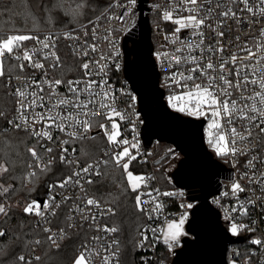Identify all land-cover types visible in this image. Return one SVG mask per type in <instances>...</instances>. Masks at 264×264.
Masks as SVG:
<instances>
[{
    "label": "snow or ice",
    "instance_id": "snow-or-ice-1",
    "mask_svg": "<svg viewBox=\"0 0 264 264\" xmlns=\"http://www.w3.org/2000/svg\"><path fill=\"white\" fill-rule=\"evenodd\" d=\"M137 0H127L126 4L119 5L125 11L122 15L115 17L122 24L126 25L127 31H131L135 26L134 9ZM241 4L242 8L239 12H247L251 17V23H260L264 21V0H226V3H220V0H169L166 9L161 11V19L171 23L175 27L172 29L170 37L165 36V39H170V42L175 45L171 51L156 53V57L161 61V65H166L165 71L169 73L166 84L168 87H176L182 89L181 92L167 97L169 106L176 112L182 113L196 119H210L208 125L209 138L208 144L213 151L221 157L235 156L242 149L238 147V142H252L253 135L264 136V28L259 29V35L254 41L245 42L241 45L237 52L225 56L224 52L227 45L224 43L225 32L223 28L228 20H233L237 23L247 25L248 21H242L238 15V11L234 10L232 5ZM77 4V8L81 7ZM160 8V5H156ZM125 17L129 19L126 21ZM205 30L214 33L213 40L205 43ZM244 30H247L246 28ZM186 32L187 35L181 39L180 33ZM85 32V36H87ZM67 39H79L70 33L65 34ZM93 39H95V28L93 29ZM109 41L110 53L105 55L100 54L99 59L95 61L84 62L81 67L84 71V79L62 81L41 80L37 81L31 77H22L17 75L15 79L24 80L23 87H17L13 93L16 97V116L14 119L7 120L8 125L16 130L27 132L30 137L36 138V144L29 146L27 152L35 161V168L40 172L50 171L53 163V158L44 160L43 155L38 152L37 146L44 147L42 141L52 142L53 131L56 130L64 133L68 139L60 140V161L68 165H75L78 170L66 176L62 181L56 184H49V188L59 187L64 189L69 184L79 185L83 190L80 177L84 174L101 175L99 168L101 165H108L110 162L116 167L123 170L126 174L128 186L132 192L138 193L135 197L136 208L144 213L148 220L153 218V214L161 209L160 203H155L151 209L145 207L149 201H144L139 195V189L145 180V177L134 175L129 171V167L137 156L130 149H138V144L124 138L121 139L120 125L116 122L117 119L124 121L126 116L124 112L118 110L115 106L116 93L113 86L106 79L107 65L102 61L112 60L116 62L117 70L120 67L116 61L122 53L118 47L119 40L113 38L111 33L105 37ZM237 41L239 37H236ZM35 41L40 45L39 49L26 47L25 42ZM84 51L79 53L85 57L91 52H97L98 46L95 43L88 44L85 41ZM55 49V39L49 35L40 39L38 36L28 34H12L0 36V78L7 76L10 82L12 77L8 75L5 65L9 59L14 58L18 63L17 67L21 73L25 72L26 67L33 70H42L44 76L47 77L45 63L37 57V53L42 54L43 61L52 60L53 63L48 65V68H56L60 66V57ZM44 50H48L46 53ZM79 51V50H77ZM243 53V54H240ZM213 57L216 60L213 61ZM24 62H27L26 64ZM101 80H96L93 75H101ZM67 84L70 96H59L55 89ZM47 86L48 92L45 93ZM29 89H32L29 91ZM121 94H125L124 90H120ZM131 102L129 108L134 111V106L137 103V97L131 93ZM235 97V98H234ZM40 109V111H37ZM5 113L0 112V117H4ZM97 117H103V120H97ZM138 118V114H137ZM108 121L109 123H105ZM40 125L41 127H37ZM93 128H98L104 135L109 145L114 147L106 148L103 151L104 157L93 162L86 163L84 167H79V161H74L69 158L68 148L64 145L71 141H82L84 139H95L89 137ZM133 132H135V124L133 122ZM7 131V128L4 129ZM56 139H59L57 137ZM122 150H115L120 146ZM255 145L253 144V150ZM75 149H73V152ZM45 152L50 154L53 152L52 147H46ZM256 156H253L248 161V167H254ZM29 169L33 168V164H28ZM9 172V167L6 164L0 163V175ZM37 175L36 171L29 172L27 179L31 180ZM247 175V174H245ZM264 179V172L261 173ZM250 182L261 183L256 180L255 175L249 177ZM87 183H92L87 180ZM0 189L7 192L8 189L0 185ZM243 187L239 182H234L231 187L233 194L244 192ZM158 192V190H157ZM151 196V193H148ZM164 196H171L173 193L164 192ZM70 197L65 196L63 201L57 202L55 196H51L48 203H42L43 208L49 209L51 215L56 214V210L61 207L62 202H66ZM156 200L155 197L152 198ZM250 203H254L249 201ZM41 203L33 202L23 209L27 214L42 216L40 211ZM91 207L101 208L99 200L87 198L85 194L84 207L76 206L74 211L79 212L84 219L96 220V216L84 215L85 210ZM187 208H192L193 204L186 205ZM243 209L242 214L247 213V208L241 204ZM108 213L115 214L113 209H106ZM0 214L7 215V208L0 204ZM188 219L187 214L183 215L179 221L168 223L167 229L163 230L162 242L168 246L169 251H173L175 247L181 246V237L186 236L184 225ZM75 227V225H69ZM244 226L236 223L230 224V232L233 236L239 235L240 230ZM45 232L50 233L47 239L59 247L58 238L52 233V229L45 228ZM96 231L105 233H116L119 231L116 227L97 226ZM155 233L157 229H152L150 226H144L140 236L143 241L149 239L147 232ZM64 231L61 229L60 238L64 236ZM5 232L0 230V237H4ZM101 237H93V240L99 241ZM159 239V237H158ZM39 244L40 241H35ZM255 245H264V241L255 239L252 241ZM119 242L113 240L103 251L108 252L113 245ZM84 251L74 259L73 264H93L92 255H99V252H91L87 250V245H84ZM116 258V252H110L109 255L103 256L104 264H112ZM19 261L23 262V255L18 257ZM37 260L40 257H36ZM30 264V262H29Z\"/></svg>",
    "mask_w": 264,
    "mask_h": 264
},
{
    "label": "built area",
    "instance_id": "built-area-1",
    "mask_svg": "<svg viewBox=\"0 0 264 264\" xmlns=\"http://www.w3.org/2000/svg\"><path fill=\"white\" fill-rule=\"evenodd\" d=\"M252 2H256V0H252ZM127 0H112L111 3L104 9L102 12L97 14L91 20L86 21L76 27L69 28L66 30H60L57 32H44V33H32V32H23V33H13V34H28L33 36H38L40 39H43L46 36H53L55 39V51L57 55L60 57V66L54 69L48 68V65L53 63L52 60L43 61L42 54L37 53V57L41 59V62L45 63V68L47 70V77L44 76L42 70H33L30 67H26L25 72L21 73L18 67L12 72V79L9 82L8 78L6 79V86L11 92L12 96L15 99L14 109L12 112L0 111L5 113L4 117H0L4 119L5 126L4 129L7 128L9 130L12 128L8 125L7 120L14 119L16 116V97L13 95L15 89L17 87H23L24 80H17L15 77L17 75L22 77H31L37 81L41 80H55L60 79L62 81H69V80H77V79H84V71L81 65L84 62L88 61H95L99 59L100 54L103 53L108 55L110 53V43L105 37L109 36L111 33L113 38L119 40L118 47L122 55L116 58V61L119 62L120 67L117 70L116 62L112 60L102 61L101 63H105L107 67L105 71L107 72L106 79L108 83L113 86V90L116 93V102L115 106L118 110L124 112L126 119L124 121H120L117 119V123L120 125V132H121V139H128L133 143L138 144V149H130L134 155L137 156V159L132 162L129 167V171H133L136 174L143 175L145 177L144 182L142 183L139 189V195L141 199L144 201H149L145 207L151 209L155 206V203H160L162 205L161 209L158 210L156 213L153 214V218L148 220L147 216L145 215V224L144 226H150L152 229H157L155 233L149 231L146 233L149 239L147 241H143V238L140 236L137 243V252H138V261L136 264H170L171 260L174 256L175 249L180 248L175 247L173 251H169L167 245L162 242V234L163 230H166V225L170 221H179V219L187 214L188 219L191 217V210L194 207V203L188 200L186 195V189L178 188L174 186V188H164L157 180L156 173L153 171L151 174L147 173H140L137 172L136 169L141 164L148 165L153 169L155 165L153 160L150 157V150L152 146L147 149L144 146L142 135H141V127L144 124V120L142 115L139 112V104H138V97L133 91L131 84L128 82L124 75V66H125V53L123 48V39L125 34L138 32L139 24L141 18L143 16H148L150 28H151V40L153 43V57L157 65V69L160 72V87L164 90L165 93V101L168 107L174 111L168 104L167 97L182 91L180 88L176 87H168L166 84L167 77L169 75L168 72L165 71L166 65H161V61L157 59L156 53H163L164 51H171L175 45L170 42V39L166 40L165 36L171 34L172 29L175 27L169 22H166L161 19V11L166 9L168 6L169 0H147L141 5V0H137L136 7L134 9V20L135 26L132 27L131 31H127L126 25L122 24L120 21L115 19V17L120 16L125 11L124 8L120 7L121 4H126ZM220 3H226V0H220ZM156 5H160V8H156ZM234 10L238 11V15L242 18V21H248L249 23L245 25L244 23H237L233 20H228L223 28L225 32L224 36V43L227 45L226 50L224 52L225 56L231 55L233 52H237L239 47L243 45L245 42H249L251 46V42L256 39L259 35V29L264 28V21L260 23H251L252 17L247 12H239V9L243 7L241 4L232 5ZM129 18L125 17L127 21ZM95 28V39H93V29ZM247 30H244V29ZM85 32H87V36H85ZM70 33L74 37H79V39H67L65 34ZM12 35V34H10ZM187 35L186 32H181L180 36L183 39ZM214 33L205 30V43L207 44L209 41L213 40ZM236 37H239L237 41ZM87 41L88 44L95 43L98 46L97 52H91L89 50V55L87 57L79 54L84 51V43ZM26 47L29 49L36 48L39 49L40 45L37 44L35 41H27L25 42ZM79 50V51H77ZM48 50H44L46 53ZM74 55L78 58L80 63V71L81 75L79 76H72L67 78L68 70L64 68L65 60L67 59L68 55ZM243 54V53H240ZM216 60V57H213V61ZM8 61L21 63L22 61H17L14 58L9 59ZM25 64L27 62H24ZM94 79L101 80L103 78V73L101 75H93ZM45 93L49 90L46 85ZM123 89L125 94H121L120 90ZM32 89H29L31 91ZM55 92L59 96H70L71 94L68 92L67 84H62L55 89ZM126 93H131L137 97V103L134 106V111L132 108H129V103L131 102L130 95ZM235 98V97H234ZM40 111V109H37ZM176 112V111H175ZM138 114V118H137ZM182 114V113H181ZM184 115V114H182ZM186 117H191L184 115ZM194 118V117H191ZM196 119V118H194ZM97 120H103V117H97ZM205 120V119H204ZM105 123H109L108 121H104ZM133 122L135 124V132H133ZM211 122L210 119L205 120L204 126V136H205V143L208 149L213 153L214 157L222 164L226 166L227 169H233L232 171V179H224L220 178L219 182L222 184V189L214 196L210 198L211 204L220 212L221 220L223 224L230 232V224L236 223L238 225H243L244 227L240 230L239 235L237 236H244L253 233L252 236L249 237L248 241L243 244H232L228 247L227 257L234 259L235 264H264V245H255L252 243L255 239H260L264 241V179L261 177V173L264 172V136H256L255 133L252 138V142L249 143L248 141L238 142V147L242 149V152H238L235 156H227L221 157L218 156L212 149V147L208 144L209 138V128L208 125ZM37 127H41L38 125ZM53 131V141H42L44 147H40V152L44 160L47 161L50 157L53 158V163L57 160L60 161V140L68 139V137L64 133H60L56 130ZM102 136L104 137L103 133L98 128H93V130L88 133L89 137L94 136ZM59 137V139H56ZM34 138V137H33ZM36 139V138H34ZM104 148L102 153L90 160V161H83L80 158V151L78 146L74 143L75 141H71L69 144L64 145V147L68 148L69 158L74 161H79V167H84L86 163L93 162L95 160L104 157L103 151L106 148H112L114 146L109 145L107 143L106 138L104 137ZM155 143V142H154ZM253 144L255 148L253 150ZM46 147H52L53 152L48 154L45 152ZM122 147H127V145L120 146L115 148V150L119 151L122 150ZM73 149L75 151L73 152ZM256 156V160L254 161V167H248V161L253 157ZM135 162V163H134ZM30 163L33 164L32 170H39L35 168V161L31 158ZM52 163V164H53ZM65 164V163H64ZM135 164V165H134ZM68 165V164H66ZM72 168V171L78 170L76 166L69 165ZM104 165H101L99 168V172L102 173L104 169ZM247 174V175H245ZM255 175L256 180L262 181L261 183L250 182L249 177ZM97 175L95 174H84L79 179L81 184H83V190H81L79 185L76 184H69L64 189L59 187L53 188H46V192L43 196L33 197L28 202L27 206L33 202L36 203H48L51 196H55L57 202L63 201L65 196L70 197L66 202L61 203V207L56 210V214L59 212L60 209L64 208L65 215H64V224L59 227L54 226L55 222V215L50 214L49 209H45L42 206L40 211L43 213L42 216H37L35 213L31 214L35 217L36 226L38 228H50L52 229L51 234H55L58 238V245L60 242L64 240L72 231L84 230L85 234L82 236L80 241V245L78 248V255L81 251H84V245H87V250L93 253L99 252V255L93 254L91 259L93 264H104L103 256L109 255L110 252H116V258L113 259L112 264H120V248L118 244L113 245L112 249L108 252L103 251V248H106L108 244H110L113 240H117L118 232L116 233H105L103 231H96L97 226L103 227H113L109 224L108 218L111 213H108L106 209L112 208V206L105 201H103L99 196L94 194L91 191V184L87 183V180H91L93 182L94 178ZM171 182L172 179L170 178ZM234 182H239L243 187H245L244 192H240L238 194H233L231 192V187ZM58 183V182H57ZM173 183V182H172ZM56 184V183H53ZM158 190V192H157ZM170 192L173 193L171 196H164L162 193ZM151 193V196L148 195ZM85 194L87 198L94 197L95 199L99 200L102 207L95 208L91 207L85 210L84 215L88 216H96V220L92 221L91 219H84L79 212L74 211L77 205L81 208L84 207V198ZM138 194V193H137ZM137 196V195H136ZM153 197L156 198L153 201ZM252 201L254 203H250ZM193 204L192 208H187L186 205ZM241 204L245 208H247V213H243V209L240 207ZM26 206V207H27ZM186 221V222H187ZM229 223H226L228 222ZM62 222V221H61ZM69 225H75V227H69ZM143 227L141 228L140 232L143 231ZM63 229L64 236L60 238V231ZM50 235V233H49ZM232 235V234H231ZM101 237L99 241L93 240V237ZM233 236V235H232ZM159 237V239H158ZM182 238V237H181ZM181 243V241H180ZM239 245H246V251H240L238 248ZM56 246V245H54ZM239 253V255H238Z\"/></svg>",
    "mask_w": 264,
    "mask_h": 264
},
{
    "label": "trees",
    "instance_id": "trees-1",
    "mask_svg": "<svg viewBox=\"0 0 264 264\" xmlns=\"http://www.w3.org/2000/svg\"><path fill=\"white\" fill-rule=\"evenodd\" d=\"M111 1L0 0V36L23 32H57L73 28L91 20L106 9ZM77 4L82 6L77 8ZM64 62V68L68 70L67 78L81 75L76 56L69 54ZM17 65L16 62L7 61L5 69L9 76ZM6 79L7 76L0 78V111L9 113L14 109L15 99L6 86ZM4 126L5 121L0 118V163L9 167L8 173L0 175V185L8 189L7 192L0 189V204L10 205L7 215L0 214V230L5 232V236L0 237V264H73L85 231H72L57 247L47 239L49 233L36 226L35 217L23 211L31 198L43 196L47 184L62 181L72 173V168L57 160L51 165L50 171L35 170L36 177L27 179L29 172L33 171L28 167L31 156L27 148L35 145L36 139L27 132L14 128L5 132ZM94 137L95 139L74 142L79 148L80 158L85 162L98 157L104 148L100 143L102 136ZM37 150H40L39 146ZM168 153H161L155 161ZM148 169L151 167L141 164L136 170L146 173ZM164 173L162 186L174 187L170 180L171 172L164 169ZM91 191L110 204L115 213L110 214L108 221L111 226L119 229L120 264H136L137 243L146 218L136 208L137 193L132 192L128 186L126 174L110 162L101 175L94 178ZM64 215L65 210L62 208L55 216V227L64 224ZM37 240L40 241L39 244L35 243ZM21 255L25 257L23 262L18 259ZM37 256L40 257L39 260L36 259Z\"/></svg>",
    "mask_w": 264,
    "mask_h": 264
},
{
    "label": "water",
    "instance_id": "water-1",
    "mask_svg": "<svg viewBox=\"0 0 264 264\" xmlns=\"http://www.w3.org/2000/svg\"><path fill=\"white\" fill-rule=\"evenodd\" d=\"M146 1L141 0V5ZM123 48L124 75L138 97L144 120V146L149 149L154 142H160L174 147L154 163L159 165L178 153L180 159L171 171V179L174 186L186 189L188 200L195 204L185 225L187 235L181 238V247L175 249L170 264H228L229 245L243 244L253 235L232 236L210 202L222 189L219 179L231 180L233 169H227L208 149L204 119L186 117L168 107L153 57L148 16L141 18L138 32L125 34Z\"/></svg>",
    "mask_w": 264,
    "mask_h": 264
},
{
    "label": "rangeland",
    "instance_id": "rangeland-1",
    "mask_svg": "<svg viewBox=\"0 0 264 264\" xmlns=\"http://www.w3.org/2000/svg\"><path fill=\"white\" fill-rule=\"evenodd\" d=\"M104 142H105L104 137H102V141H100V143H102L103 146H104ZM173 149H174V147L172 145H170V144L155 142V143H153V146H152V148L150 150V157L153 160H156L158 158V155H160L161 153L166 154V153L172 151ZM154 152H156L157 154L156 153L154 154ZM179 159H180V155L178 153H176V154L172 155L171 157H169L164 163L159 164V165H154L153 169H148V171L146 173L147 174H151L154 171L156 173V175H157L158 182L162 185V182H163L162 180H163V178L165 176L164 169H167L169 171V173H170L176 167L177 162L179 161ZM133 174L134 175H138V176H143V175L136 174L134 172H133ZM172 188H174V187H172ZM8 207H10L9 204L6 205V208H8ZM170 222H172V221H170ZM167 225H166V229H167ZM185 225H186V223H185ZM185 225H184V230H185ZM247 247L248 246H246V245H239L238 246L240 251H246ZM238 255H239V253H238ZM228 264H235V260L231 259L229 257L228 258Z\"/></svg>",
    "mask_w": 264,
    "mask_h": 264
}]
</instances>
